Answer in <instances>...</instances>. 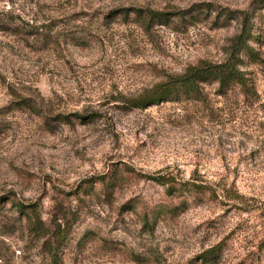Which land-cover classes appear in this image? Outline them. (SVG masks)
Masks as SVG:
<instances>
[{"label": "rangeland", "instance_id": "rangeland-1", "mask_svg": "<svg viewBox=\"0 0 264 264\" xmlns=\"http://www.w3.org/2000/svg\"><path fill=\"white\" fill-rule=\"evenodd\" d=\"M146 10L186 13L147 27ZM242 13L255 98L128 108L226 61ZM213 246L264 264V0H0V264H201Z\"/></svg>", "mask_w": 264, "mask_h": 264}, {"label": "trees", "instance_id": "trees-1", "mask_svg": "<svg viewBox=\"0 0 264 264\" xmlns=\"http://www.w3.org/2000/svg\"><path fill=\"white\" fill-rule=\"evenodd\" d=\"M198 8L210 7V4L197 5ZM141 13L142 10H137ZM147 16H143L145 25L151 27L154 25H167L174 15H183L186 12H162L146 10ZM143 13V12H142ZM141 13V14H142ZM236 14L232 11L225 13L228 17H234ZM249 18L246 13H242V29L241 33L236 36L234 48L231 56L223 62L213 63L210 61L202 60L194 65H188L180 74L169 75L165 80L154 84L151 88L145 90L142 94L129 100L128 108H147L162 102L179 101L181 95H185L186 100L197 101L201 103L206 102V95L204 93L205 86H213L214 93L221 97H228L229 93L238 88L239 93L243 97H256V90L250 78H248L243 70L239 69L238 64L241 59L239 52L244 49L248 58L251 60L257 59L255 50L247 44V40L251 39ZM81 120H85L89 116H77ZM159 184H166L175 181L173 177L166 176H151ZM192 182L200 181L201 188L205 189L212 195H216L217 187L210 182L202 180L199 176H194ZM228 199L241 198L238 192L227 190ZM16 212L22 214L25 210L29 209L32 213L36 211L32 208L31 204H24L22 202L12 203ZM209 254V256H206ZM220 255V247L213 246L203 253H201V264H216Z\"/></svg>", "mask_w": 264, "mask_h": 264}]
</instances>
